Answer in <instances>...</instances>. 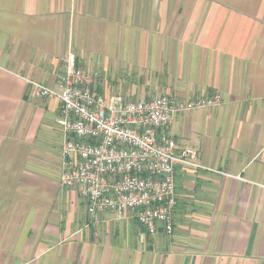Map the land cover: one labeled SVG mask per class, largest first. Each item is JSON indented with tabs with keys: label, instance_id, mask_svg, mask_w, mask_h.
<instances>
[{
	"label": "crops",
	"instance_id": "crops-1",
	"mask_svg": "<svg viewBox=\"0 0 264 264\" xmlns=\"http://www.w3.org/2000/svg\"><path fill=\"white\" fill-rule=\"evenodd\" d=\"M70 55L105 97L221 103L169 133L174 231L91 217L62 188L58 98ZM0 264H264V0H0Z\"/></svg>",
	"mask_w": 264,
	"mask_h": 264
},
{
	"label": "built area",
	"instance_id": "built-area-1",
	"mask_svg": "<svg viewBox=\"0 0 264 264\" xmlns=\"http://www.w3.org/2000/svg\"><path fill=\"white\" fill-rule=\"evenodd\" d=\"M60 92L35 81L28 84L40 98H58L57 121L65 136L60 177L62 188H77L91 217L109 212L133 218L152 236L174 231L177 166L204 168L199 153L177 149L169 133L182 113L219 106L221 98L182 101L164 95L146 101L109 98L70 55Z\"/></svg>",
	"mask_w": 264,
	"mask_h": 264
}]
</instances>
